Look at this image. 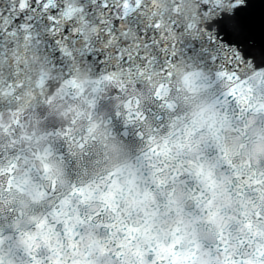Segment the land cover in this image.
Masks as SVG:
<instances>
[{
	"label": "clouds",
	"instance_id": "clouds-1",
	"mask_svg": "<svg viewBox=\"0 0 264 264\" xmlns=\"http://www.w3.org/2000/svg\"><path fill=\"white\" fill-rule=\"evenodd\" d=\"M212 3L0 0V264H264V58L201 51Z\"/></svg>",
	"mask_w": 264,
	"mask_h": 264
},
{
	"label": "snow or ice",
	"instance_id": "snow-or-ice-1",
	"mask_svg": "<svg viewBox=\"0 0 264 264\" xmlns=\"http://www.w3.org/2000/svg\"><path fill=\"white\" fill-rule=\"evenodd\" d=\"M254 3L261 5L259 14L253 8ZM231 5V10L222 0L204 5L211 11L206 21L207 31L199 41L201 51L215 57L221 66H230L254 55L264 58V0H247L243 4L231 0ZM257 34L260 37L258 51Z\"/></svg>",
	"mask_w": 264,
	"mask_h": 264
},
{
	"label": "water",
	"instance_id": "water-1",
	"mask_svg": "<svg viewBox=\"0 0 264 264\" xmlns=\"http://www.w3.org/2000/svg\"><path fill=\"white\" fill-rule=\"evenodd\" d=\"M256 37H258V36H256Z\"/></svg>",
	"mask_w": 264,
	"mask_h": 264
}]
</instances>
